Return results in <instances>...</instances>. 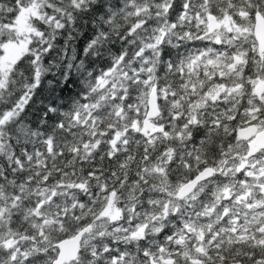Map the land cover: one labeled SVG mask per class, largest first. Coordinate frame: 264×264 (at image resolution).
Segmentation results:
<instances>
[{"label": "snow or ice", "instance_id": "1", "mask_svg": "<svg viewBox=\"0 0 264 264\" xmlns=\"http://www.w3.org/2000/svg\"><path fill=\"white\" fill-rule=\"evenodd\" d=\"M0 264H264V0H0Z\"/></svg>", "mask_w": 264, "mask_h": 264}]
</instances>
